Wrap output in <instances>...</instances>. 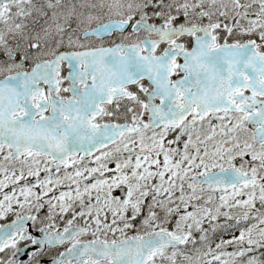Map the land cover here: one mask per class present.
Instances as JSON below:
<instances>
[{"label": "snow or ice", "instance_id": "6c2138e0", "mask_svg": "<svg viewBox=\"0 0 264 264\" xmlns=\"http://www.w3.org/2000/svg\"><path fill=\"white\" fill-rule=\"evenodd\" d=\"M0 264H264V0H0Z\"/></svg>", "mask_w": 264, "mask_h": 264}]
</instances>
